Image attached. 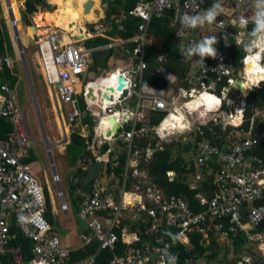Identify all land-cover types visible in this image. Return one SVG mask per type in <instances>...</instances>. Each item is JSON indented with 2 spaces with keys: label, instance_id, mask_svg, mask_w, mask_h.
Returning a JSON list of instances; mask_svg holds the SVG:
<instances>
[{
  "label": "built area",
  "instance_id": "obj_1",
  "mask_svg": "<svg viewBox=\"0 0 264 264\" xmlns=\"http://www.w3.org/2000/svg\"><path fill=\"white\" fill-rule=\"evenodd\" d=\"M1 1L5 3L12 30L16 31L15 39L21 43L18 23L11 15V1ZM209 11L216 13L211 23L205 19ZM167 12L171 13L173 31L169 47L175 46L179 54L187 56L195 71H190L189 88L180 95L178 109L185 115L182 122L185 128L163 131L161 124L176 110V102L151 93L143 82V73L147 68L145 50L151 41L149 23ZM128 15L140 21L132 37L110 40L103 47L80 48L75 38L72 43H64L58 31L44 38L32 36L34 57L45 87L51 93L57 117L68 129L86 118H91L93 123L92 126L84 124L91 128L92 138L86 144L88 152L78 160L79 169L86 172L90 165L102 162L104 172L114 178L108 185V177L106 182L95 177L89 184V193L78 203L77 218L84 227L78 236L79 248L96 241L98 251L113 253L107 264H224L220 255L209 261L185 254L192 249L190 235L193 233L206 239L212 232L218 240L236 239L244 234L250 243L261 240L264 234L260 230L264 225V158L256 154L259 137H264V104L257 98L264 80L257 84L245 76L246 66L253 61L264 69V0H148L138 2ZM184 17L189 20L199 17L202 23L198 21L193 28ZM205 40H214L210 45L214 56L201 57L193 51ZM129 44L134 47L127 48ZM220 44L226 49L220 48ZM230 45L244 52L240 67L227 52ZM109 49L120 50L121 58L116 60L122 66L118 68L114 64L111 75L108 71L94 72L91 69L93 53ZM168 53V47L160 48L156 62L163 66L168 61ZM255 57L258 58L254 60ZM15 64L0 44V120L12 125V130L0 138V264H97L94 256L73 262V250L63 245L60 234L46 219L44 187L29 161L33 137L28 111L7 76L8 71L14 74ZM119 77L125 80L124 88L114 95L107 93L108 89L118 87ZM103 78L108 80L106 89L101 88ZM237 80L249 92L248 97L234 90ZM77 85H80L79 93ZM96 89H100L99 96ZM202 93L214 95L220 104L212 109L201 104V110L190 111L186 105ZM252 95H256V100L249 101ZM96 107L100 109L98 112ZM247 108L251 111L249 118H245ZM162 113H165L162 121L154 124L153 117ZM233 118H240V122L233 124ZM175 132L190 136L192 171L187 185L197 191L195 199L202 208L199 212L191 209L185 196H167L148 172L155 153L163 151L168 143L164 139ZM61 137L63 142L69 139L67 133ZM104 145L107 149L102 152ZM122 154L125 163L117 176L114 170ZM166 176L172 181L176 174L170 171ZM51 179L57 188L59 209L64 213L68 205L54 169ZM204 182H210L213 187L210 198L205 195L208 191L198 192ZM12 225L31 240L30 258L20 246L8 248L15 238ZM172 232L176 233L175 242L171 239ZM119 244L124 247L116 254ZM261 245L256 250L258 258L243 254L233 256L230 261L256 264L264 257ZM8 253L13 255L12 260L4 262L1 256Z\"/></svg>",
  "mask_w": 264,
  "mask_h": 264
},
{
  "label": "trees",
  "instance_id": "obj_2",
  "mask_svg": "<svg viewBox=\"0 0 264 264\" xmlns=\"http://www.w3.org/2000/svg\"><path fill=\"white\" fill-rule=\"evenodd\" d=\"M141 1H148V0H126L125 4L122 6L123 14H125L124 20L121 21L120 26L112 25V31L109 32L110 36H113L117 34L120 39H128L132 37L134 32L137 30V27L140 23L139 19L131 17L128 15V12L132 10L138 2ZM114 7L113 11L115 13V9L117 6H120L121 3L119 0L114 1ZM43 5L42 0H26V10L24 11L25 18L28 15H32L38 11V6ZM104 18V19H103ZM99 15L97 11L95 12V20L93 23H103L106 21V18ZM28 24H30V21H26ZM170 22H171V13L167 12L163 17L161 18H153L151 19L149 26H148V33L150 36V44L146 46L145 50V63L147 68L145 69L143 73V82L144 84L155 87V88H164L167 85V82L163 80L162 77H159L158 69L161 67L160 64L156 62V55L157 53H160V48L168 47L169 53H168V61L163 64V67L169 71L170 73H173L175 75L178 74L177 70L182 69L185 65V59L187 60V56H183L179 54L178 48L173 46L172 48L169 47L172 45V36L173 31L170 28ZM259 26L253 27L254 30H257ZM8 41V35L7 33H4V31H1V25H0V44L2 47L3 52L5 50H8V47L6 45V42ZM109 41L104 38H94L87 40L84 43V47L86 49L90 48H96L103 46L107 44ZM129 49H132L134 47V44H129L126 46ZM220 48L226 49V46L223 44L219 45ZM228 54L233 58L234 63L236 66H241V58L244 55V52L241 49L236 48L234 45H230L229 49L227 50ZM112 57H115V53L113 49L109 50H101L96 51L93 53V67L97 68L99 66L107 67L110 59ZM183 60V61H182ZM189 62V61H187ZM177 66L174 68V66ZM7 76L10 81L11 87H15L17 78H13L12 74L8 71ZM250 100H256V95H252L249 98ZM224 109H228L227 106H223ZM251 115L250 108H247L245 112V118H249ZM165 113L157 114L155 117H153V123L159 124L162 119L164 118ZM84 123H88L90 126L93 125L91 118H86L84 120ZM211 124V122H210ZM245 127H247V123L244 124ZM215 130H220V128L214 127ZM12 130V125L6 121V120H0V138L4 137L6 133L10 132ZM208 130L206 129V132ZM217 132V136H219V132ZM208 133V132H207ZM210 134V132L208 133ZM219 139L216 140L218 142ZM90 142V138L86 140L85 138L81 137L79 134H73L71 137V144L74 147H78L80 152L74 154L72 158V162L76 163L79 156L83 152L86 151V144L88 145ZM174 144V143H173ZM107 149V145H104L102 147V152H104ZM186 153H189L190 151V145L186 146L184 148ZM256 154L260 157L264 158V137H259V147L256 149ZM112 158V155H111ZM31 162V160H29ZM119 165L117 169L114 170V173L119 176L122 172V168L125 163V155L122 154L118 158ZM190 161L187 162L183 159V157L178 156L174 157L172 155V149L171 146L168 144H165V149L163 151L156 152L153 158V161L151 162L148 172L149 175L154 179V182L164 191V193L167 196L170 195H183L188 199V202L190 204V207L193 211L199 212L202 210L201 207H199L195 195L197 191L190 190L187 185V181L189 179V174L192 171V167L190 166ZM173 171L176 173V177L169 181L166 173ZM85 172L79 170L76 174L79 179L83 178ZM80 183V181H79ZM78 184V183H77ZM73 185L72 187H74ZM213 190V187L211 186L210 182H204L203 185H201L198 192H207L205 195L210 198L211 197V191ZM90 191V187L86 188L83 193L87 194ZM46 196V218L48 222L53 226L54 220L53 216L51 214L50 210V199L47 191H45ZM82 199V194L80 196L76 197V203H79ZM77 206V204H76ZM143 227V226H141ZM260 230H264V225L260 228ZM84 231V228L83 230ZM119 232V231H117ZM11 233L15 235V238L12 240L10 246H8L9 249H13L16 247H21L23 254L30 258L31 255V240L29 238H26L24 235H22L18 228L14 225L11 227ZM176 233H171V239L174 241V235ZM209 239L212 241L214 247L211 250V252L207 253L205 242L202 238V235L199 233H193L190 235V243L192 245V249L188 254L185 255H191L194 259H208L209 261H214L218 255H219V248L217 246V243L215 242V239L213 238V233L209 232ZM230 241H232L233 244V253L237 254V251L240 250V248L248 243L247 238L244 236V234L239 235L236 239L232 238ZM175 242V241H174ZM124 246L119 244L117 250L115 251L116 254L121 253V250ZM176 247L183 250L181 246L176 245ZM114 252V253H115ZM227 255L228 250H225ZM113 253L109 250H100L98 251V244L96 241H93L91 244L83 247L75 249L71 252V260L73 262L82 260L84 258H87L89 256H94L95 262L97 264H107L108 261L111 259ZM12 254H4L2 255V259L4 262H7L9 260H12ZM225 264H235L234 261H229V263ZM256 264H264V257L259 259Z\"/></svg>",
  "mask_w": 264,
  "mask_h": 264
},
{
  "label": "rangeland",
  "instance_id": "obj_3",
  "mask_svg": "<svg viewBox=\"0 0 264 264\" xmlns=\"http://www.w3.org/2000/svg\"><path fill=\"white\" fill-rule=\"evenodd\" d=\"M16 1L19 5L18 11L17 10L15 11V16L18 18L20 22V26L18 27L19 33L22 39L24 40L26 39L25 43L22 40L23 41L22 46H19L20 45L19 42H17L15 39L16 31L14 32L12 30L10 17L5 7V3H3L4 1L0 0L1 31H4V33H7L8 35V41L6 42V45L8 47V52L13 58V60L16 62L15 78H17V82L15 85V88H16L17 93L19 94L22 105L25 106V108L28 111V122H29V126L31 129L32 137L36 139L37 141L36 143L32 141L33 148L38 149L37 150L38 159L36 160V162L44 166V171L46 173L45 179L47 180L48 186L50 187L51 191L52 192L54 191V193H56L57 188L56 186L54 187V185L51 182L50 175L52 172V165H51L50 157L54 158L56 156L55 152H57L58 154L61 152L64 154L66 152L65 158L67 159V163H68L66 172L61 171L62 170L61 167L58 164L56 163L55 164L57 166L56 169L59 171V173L61 174V178H62L61 185H60L61 190L64 193V197L67 199V201H69L68 190L70 188V185L72 186V183H74L72 179L73 171L71 170V168L74 165V163L72 162V158L74 154L77 153L78 151L80 152V150L78 147H74L71 144L70 139H68L66 143L62 141L61 134L58 131V125L56 122L57 115L54 110V106L52 104L51 95L49 91L47 90V88L45 87L42 76L40 74L41 70L37 65L36 58L34 57L35 55L34 43L35 42L33 41V39L29 37L25 38L26 31H28L29 33L28 29L34 25L35 13L32 15H28L25 18V14H24V11L26 10L25 0H16ZM12 6L14 7L13 9L14 11L16 7L14 5ZM37 8H39L38 12H44V10H46L45 6H38ZM27 20L30 21V24L26 22ZM23 51H25L24 54H21L23 53ZM115 58L116 56L112 57V59H115ZM24 60L26 61L27 66ZM110 63H108L107 67L99 66L97 68H94L92 64L91 69L96 73L98 72V74H103L105 71H108L110 68L113 67L114 62H110ZM175 67L177 66L175 65L174 68ZM187 68H188V62L185 60L184 67L182 69L177 70L178 74L175 75L178 79L177 81L178 84H180L181 86L185 78L187 77ZM175 76L173 75V78H176ZM234 96L236 97V95ZM180 112L183 113L182 111ZM67 134L70 138L72 137L73 134H81L84 136H88L87 138H92L90 137L91 136L90 127L84 128L76 124L75 126L68 129ZM178 135H179L178 133H174L169 143L171 144L169 146H171L172 155L175 157L178 156L180 153V151L176 150L177 148L176 145L173 144L174 142H176L175 141L176 138H179V136H181V135L179 136ZM183 136H184V139L181 140L182 142L181 144L185 148V146L189 145L190 136L188 137L187 133H184ZM185 153L186 152L183 149V151L181 152V156H183V159L187 162L190 158V155L189 153H186V154ZM65 158L63 159L65 160ZM55 160L56 159H54V161ZM42 183L44 184V178L42 179ZM54 203H55V206L58 208L57 199L55 200ZM71 212L73 213V219H74L75 226L80 227L81 223L76 218V213H75L76 211L72 210ZM71 237L72 236H70V239ZM72 239L79 241V238L77 239L76 235H74ZM63 240H64V245L65 246L68 245V238L63 236ZM261 243L262 245L264 244V234L262 235L261 240H258L256 242H251V243L248 242L245 245H243L240 248V250L237 251V254L233 253V249L231 247L232 243L229 240H220L219 242H217V246L219 248V255H222V258H223L222 261L225 264V263H229V261L232 260V258H234L233 256L236 257L237 255L249 254L253 256L254 258H258V254L256 253L257 252L256 250L259 248V244L261 245ZM262 245H261V248H262ZM262 249H264V247ZM225 250L229 251L227 252L228 253L227 255H225L226 254Z\"/></svg>",
  "mask_w": 264,
  "mask_h": 264
},
{
  "label": "crops",
  "instance_id": "obj_4",
  "mask_svg": "<svg viewBox=\"0 0 264 264\" xmlns=\"http://www.w3.org/2000/svg\"><path fill=\"white\" fill-rule=\"evenodd\" d=\"M10 1H11V4L16 7L15 10L13 11L14 17H16L15 16V11L16 10L18 11L19 5H18L16 0H10ZM100 1H102L101 5L98 4V6L96 8H93L92 4H96L97 0H67V1L63 0V4L65 5L64 10L59 8V6H57V5H51L47 1L48 4L50 5L48 10L47 11L44 10V12H38L37 11L38 13H35L34 19L36 21L38 14L39 15L40 14L44 15L45 13H50V12L53 13V16H54L53 19L51 20V22L48 25H45V26L42 25V27L40 29L38 28V23L34 22V25L31 26L28 29L29 33H28V31H26L25 38L29 37V38L32 39L33 38L32 36L37 35V31H45V34L41 35V37H43V38L46 37L47 34L52 33L53 31H55V32L58 31V32H61L62 36L66 35L69 38V42H67V43H72V39L73 38H75L76 40H79L78 44H79L80 48H85L84 47V43L87 40L94 39V38H97V37L104 38V39L108 40L109 42H110V40L117 41L118 39H120L119 36L117 34H115L113 36H110L109 32L112 31V28H113L112 25H117L119 27L120 24H121V21L124 20L122 6H123V4H125L126 0H119L121 5L116 7L115 13L113 11V7L115 5L114 1H116V0H99V3H100ZM16 4H17V6H16ZM51 6H52V10L50 9ZM13 9H14V7H13ZM96 11H97V13L99 15L102 16V18L103 17L106 18L105 22H103V23H98V22L93 23V21L95 20V12ZM61 16L65 17L66 24L62 25V26L56 25L54 20L55 21L59 20V18ZM20 17H21V15H20ZM15 19H16V21L18 23V27H19L20 26V22H19L17 17ZM72 19H73V21H72ZM42 21H44V20H41V23H42ZM68 22H69V24H68ZM32 27L35 28V32L32 31ZM37 29H39V30H37ZM37 36H39V35H37ZM22 40L25 43L26 39L25 40L22 39ZM23 41H22V43H23ZM107 44H105V45H107ZM105 45H103V46H105ZM103 46H100V47H103ZM90 49H92V48H90ZM99 51H101V50H99ZM119 51H120L119 49L114 50V53H115V56H116L115 59H120L121 58V53H119ZM186 61H189V59H187ZM37 65H38V63H37ZM111 69H113V67L110 68L109 70H111ZM190 71H195V67H193L191 65V63L188 62L187 77L185 78V80H184V82H183V84L181 86L180 84H178V82H177L178 79L175 76V74L170 73L163 66H161L158 69V73L157 74L159 75V77H162L163 80L167 82V85L164 88H155V87H151V86L147 85L148 87H150L149 91H151V93H153L155 95L163 96L164 98H166L168 100L174 99V101L176 102V104H175L176 110L179 111L178 107L181 105V99H180L181 96L180 95L182 94L183 90H186V89L189 88V85L187 84V79H189V77L191 76L190 75L191 74ZM173 75L176 78H173ZM12 77L15 78V70H14V74H12ZM97 96H98V93H97ZM175 111H173V113ZM170 117L171 116H169L161 124L160 129H163V131H165V129L168 128V127H165V123L170 119ZM184 119H185V117H184ZM235 119H237V118H233L232 122ZM56 122H57V125H58V131L62 135V130H63L62 122H61V120L58 117L56 118ZM84 124L85 123L83 121L82 123L77 122L76 125H80L81 127H84V128H88L89 127V125H87L88 127H86V126H84ZM184 133H186V132H179V135H181V136L178 135L179 136L178 139H180V140H177V143L174 142V144L177 147L176 150L180 151L178 156H180L181 152L184 149V147L181 144L182 143L181 140L184 139V136H183ZM79 135L81 137L84 136V135H81V134H79ZM86 137H88V136H86ZM171 137H172V135L167 136V138L164 139V140H166V142H168L167 143L168 145H171V144H169L171 139H172ZM69 139H71V138L69 137ZM33 141L35 143L37 142L36 139H34V138H33ZM67 145H69V144H67ZM185 148H186V146H185ZM37 150L38 149H34L33 145H32L29 160H31L32 168H33L36 176L41 181V184L44 187V191H47V193L49 195L50 205H51L50 206L51 207L50 210H51V214H52L53 220H54L53 227L55 228V230H57L60 233L62 239H63V236L68 238V245H66V247L68 249H70V250H75V249H77L79 247L80 242L78 240L77 241L73 240L72 238H73L74 235H76L77 239H78L79 233L82 232V230H83V225L77 218V206H76L77 203H76L75 199H76L77 196H80V194L84 195L83 191L86 188L89 187L88 186V187L83 188L82 185H81L82 184L81 183V179H79V177L76 176L77 172L80 170L79 167H78V160L82 156V154L85 153V152H83L79 156L77 162L74 163L73 167L71 168V170L73 171V177H72L73 182H74L75 179H78V184L77 183H72V186L75 185L74 187H72L70 185V188L68 190L69 201H67V199L64 197V200H65L66 204L68 205V210L66 212H64V213H61L60 209H58L59 208V201L57 200L58 201V208L55 206V203H54L55 200L57 199L56 193H54V191L53 192L51 191L50 187L48 186L47 180L45 179L46 178V173L44 171V166H42V164H38L36 162V160L38 159L37 158L38 157L37 156L38 155V151ZM65 153L63 154L61 152V153L58 154L57 152H55L56 156L54 158L50 157V161L53 164V169L55 170L57 176L59 177V186L61 185L62 178H61V174L56 169V167H57L56 164H58L61 167V169H62L61 171L66 172V170H67L66 168H67V164L68 163H67V159L65 158ZM53 155H54V153H53ZM178 156H176V157H178ZM63 158H65V160ZM54 159H56L58 161H56V160L54 161ZM53 169H52V172H53ZM52 172H51V175H50L51 177H52ZM43 178H44V184L45 185L42 183V179ZM112 180H114V178H112L111 176L108 175V185L111 184L109 181H112ZM79 181H80V183H79ZM51 182H52V179H51ZM52 184H53V182H52ZM62 193H63V191H62ZM63 196H64V193H63ZM72 210L76 211L75 212L76 213V218L81 223L80 227H76L75 226L74 219H73V213L71 212ZM70 236H72L71 239H70ZM213 238L215 239L216 243L220 241V240H218L219 238L216 235H213ZM203 240H204L206 246L209 245V244L213 245L212 241L209 239V235H208V238L203 239ZM213 247H214V245H213ZM211 250L209 252H211ZM209 252L207 251V253H209ZM220 256H222V255H220Z\"/></svg>",
  "mask_w": 264,
  "mask_h": 264
},
{
  "label": "bare ground",
  "instance_id": "obj_5",
  "mask_svg": "<svg viewBox=\"0 0 264 264\" xmlns=\"http://www.w3.org/2000/svg\"><path fill=\"white\" fill-rule=\"evenodd\" d=\"M51 5H57V6H59V8H61V9H63L64 10V7H65V5L63 4V0H47ZM67 1V0H66ZM80 2V1H79ZM70 3V2H69ZM72 3V2H71ZM98 4H99V0H97V3L96 4H92V7L93 8H96L97 6H98ZM12 5V4H11ZM68 8V7H67ZM12 12H13V6H12ZM14 15V14H13ZM53 13H45L44 15H42V14H38V16H37V19H36V21H35V19H34V22H37L38 23V28L40 29L41 27H42V25H48L50 22H51V20L53 19ZM14 19H15V17H14ZM84 19V18H83ZM16 20V19H15ZM41 20H44V21H42V23H41ZM72 21H73V19H72ZM54 22H55V24L56 25H60V26H62V25H65L66 24V20H65V17L64 16H61L60 18H59V20H57V21H55L54 20ZM83 22V21H82ZM68 24H69V22H68ZM54 25V24H53ZM39 29H37V30H39ZM32 31L33 32H35V28H33L32 27ZM81 33V32H80ZM43 34H45V31H37V35H39V36H41V35H43ZM84 36V35H83ZM83 39V38H82ZM63 42H65V43H67V42H69V38L66 36V35H63ZM111 64V63H110ZM255 64V66H257V67H259V68H262L261 66H259V64L258 63H256V61H253L252 63H248V66H246V77L247 78H249L250 80H252V81H254V80H256L257 79V75L255 74L256 72L254 71V67H253V65ZM117 65H118V68H120L121 66H122V63L121 62H118L117 63ZM263 69V68H262ZM113 72H114V69H111V70H108V74H113ZM100 83H101V88L102 89H106L108 86H106L107 84H108V80H106V79H102V80H100ZM100 83H99V85H100ZM106 86V87H105ZM118 88H119V86L117 87V88H110V89H108L106 92L108 93H110V94H112V95H114V94H116V92L118 91ZM79 91H80V85H77V87H76V92L77 93H79ZM95 92H96V95H97V93H98V96H99V94L101 93L100 92V89H96L95 90ZM202 94H204V93H202ZM201 94V95H202ZM50 95H51V93H50ZM106 96H107V94H105ZM201 95H199V96H196V97H194V99L189 103V104H195L198 100H199V98H200V96ZM110 97H113V96H110ZM95 99H97V97H95ZM188 104V105H189ZM201 106H205L204 104H202ZM207 107V106H206ZM208 108V107H207ZM213 107H211V108H209V109H212ZM198 109V108H197ZM55 110V109H54ZM100 109L99 108H97L96 107V111L98 112ZM199 110H201V108H199ZM183 116V117H185L184 115H183V113H181L180 111H178V110H176L174 113L172 112L171 113V115L170 116ZM184 120V119H183ZM183 120L181 121V123L183 122ZM168 121H170V119L168 120ZM240 122V118H237V119H235L232 123L233 124H237V123H239ZM102 123H105V120H102ZM62 126H63V130H62V134H64V133H68V128H67V126L65 127L63 124H62ZM185 128V127H184ZM161 130H163V129H161ZM110 135V134H109ZM50 147V146H49ZM51 148V147H50ZM262 244V243H261ZM264 247V244L262 245V248Z\"/></svg>",
  "mask_w": 264,
  "mask_h": 264
},
{
  "label": "clouds",
  "instance_id": "obj_6",
  "mask_svg": "<svg viewBox=\"0 0 264 264\" xmlns=\"http://www.w3.org/2000/svg\"><path fill=\"white\" fill-rule=\"evenodd\" d=\"M219 7V5H214V8ZM215 15L216 13L213 11H209L207 13V15L205 16V19L211 23L214 19H215ZM184 20L188 21L189 25L191 27H195L199 22L202 23V21H200L199 17L196 18H191L190 20L187 17H184ZM16 34V33H15ZM214 42V40H205L204 43L202 45H198L196 48L193 49V51L198 52L201 57L207 55V56H214V52L212 50V48L210 47V45ZM21 45H22V38H21ZM258 57L253 58L254 60L257 59ZM116 60V59H114ZM254 67V71L258 74L257 75V79L252 81L253 83H259L260 80H264V69L259 68L257 66H255V64L253 65ZM201 104H204L205 106H207L208 108L213 107L214 105H219L220 104V100L218 98H216L214 95H209L207 93H204L200 96L199 100L195 103V104H189L186 105V107L191 111L194 110L196 108H199V106ZM161 107H163V105H160ZM184 119V117L181 116H171L170 117V121H167L165 123V127H168L169 129H173V128H183L184 125L181 123V121ZM81 183H82V178H81ZM88 187V186H87ZM89 193V192H88ZM87 193V194H88ZM84 194V195H87ZM82 195V197L84 196ZM46 197V196H45ZM78 205V203H77ZM47 219V218H46ZM83 225V224H82ZM52 226V225H51ZM53 227V226H52ZM54 228V227H53ZM84 228V227H83ZM55 230V228H54ZM57 231V230H56ZM58 232V231H57ZM59 233V232H58ZM60 234V233H59ZM61 236V235H60ZM62 239V237H61ZM62 243L64 245V240L62 239ZM66 247V246H65ZM79 248V247H78ZM77 248V249H78Z\"/></svg>",
  "mask_w": 264,
  "mask_h": 264
},
{
  "label": "water",
  "instance_id": "obj_7",
  "mask_svg": "<svg viewBox=\"0 0 264 264\" xmlns=\"http://www.w3.org/2000/svg\"><path fill=\"white\" fill-rule=\"evenodd\" d=\"M26 2V0H25ZM43 2V5H39V6H45L46 8V11L48 10L49 8V4L46 0H42ZM102 1H100V5H101ZM52 10V6L50 8ZM12 17H14L13 13H11ZM19 46H22L21 43L19 42ZM112 61V60H111ZM26 66H27V63L26 61L24 60ZM114 64H117L118 62L120 61H117V60H114L113 61ZM122 63V62H121ZM242 75L241 72H239V76ZM118 91H121L124 86H125V80L123 77H119L118 79ZM233 88L234 90H237L238 92L241 93V95L243 97H248L249 96V92L247 91V89L245 88V86L243 85V83L240 81V80H237L234 85H233ZM104 97H107L106 95H104ZM257 98L258 100L264 104V85L262 86V88H260L258 91H257ZM110 100H112V97H109ZM111 122H113V119H111ZM109 135V134H108ZM95 177H100L102 178L103 182H106L107 180V177H108V174L107 172H104V167H103V163L102 162H98V163H94L92 165H90L88 167V170L85 172L83 178H82V187L85 188L87 186H89L90 182L95 178ZM136 231L139 233V234H142V230L140 228H136ZM213 248V245L212 244H209L206 246V250L209 252L211 249Z\"/></svg>",
  "mask_w": 264,
  "mask_h": 264
}]
</instances>
